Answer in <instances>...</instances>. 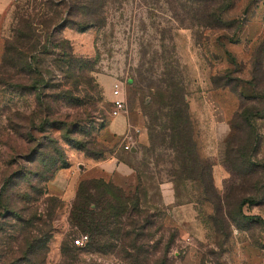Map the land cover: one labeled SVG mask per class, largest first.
Segmentation results:
<instances>
[{"label": "rangeland", "instance_id": "1", "mask_svg": "<svg viewBox=\"0 0 264 264\" xmlns=\"http://www.w3.org/2000/svg\"><path fill=\"white\" fill-rule=\"evenodd\" d=\"M224 5L222 26L211 29L192 20L198 3L190 0H0V189L12 178L5 195L28 214L54 209L48 251L25 263L264 264V0ZM116 81L128 138L104 142ZM175 81L188 106V168L151 145L143 111ZM37 152L49 154L46 165L41 156L30 162ZM109 157L134 170L137 184L83 175L75 196L53 187L62 171ZM88 180L114 186L122 200L88 189L80 201ZM137 201L156 216L139 232L128 221ZM77 215L99 234L72 225ZM114 229L139 239L112 238ZM1 243L0 264L24 257L17 243Z\"/></svg>", "mask_w": 264, "mask_h": 264}, {"label": "trees", "instance_id": "2", "mask_svg": "<svg viewBox=\"0 0 264 264\" xmlns=\"http://www.w3.org/2000/svg\"><path fill=\"white\" fill-rule=\"evenodd\" d=\"M190 1L198 3L196 12L193 13L192 20L195 21L199 27L212 29L215 27L220 28L222 26L224 12L228 8L224 5L226 0ZM100 4H102V2H100ZM200 4L205 8V14H201L204 12H201ZM89 7L91 6H88L87 8ZM75 9V4L71 2L69 4L68 13L71 14ZM257 73L258 75L260 74V69L256 64L254 75ZM258 87L256 86V88ZM260 91L263 92L264 89ZM149 97L151 104L149 106L144 104L143 111L148 119V130L150 134L151 145H153L154 148L165 147L166 149L171 150L175 154L176 158L181 161L182 166L184 168H188L187 164L190 163L192 159L188 157L187 152H190V148L193 147V143L188 115V106L186 105L184 91L180 82L175 81L170 84L167 83L165 90ZM109 109L111 110L110 103ZM242 115L247 120L248 117H251V114L248 112H244ZM108 117L110 118L109 115ZM254 117H256V115H254ZM245 122L249 123L246 120ZM157 129H159V132ZM38 156H41V163L44 165H46L50 159L49 154L42 155L41 153L37 152L30 162H37ZM101 156V153H96L97 158H101ZM48 171H50V169H48ZM44 175L45 174L37 172L36 177L43 181V178L45 179V177H43ZM22 176L23 174L18 177L20 178ZM24 176L26 175L24 174ZM11 179L12 178H9V181L6 180L5 185L0 189V221L15 220L21 226L17 230L14 229L16 227L14 225L7 226L6 223L0 222V233L3 234L2 243L1 241L0 243L1 245H6L8 247L14 242L17 243L18 247L22 249L24 257H15L12 259V264H27L24 262L25 259L29 262L35 260L39 261L37 259L40 257V254L44 250L48 251V245L54 239L55 229L52 224L54 209L49 210L44 216L38 215L37 213L28 214L27 210H24L22 207L17 205L18 201H14V199L10 200L5 195L7 188H9L11 185ZM88 189L95 191L98 196L114 198L117 201L122 200V196H124V193L120 192L114 186L104 183L103 181L88 180L80 185L77 194L80 201H87L89 200V196H92L88 194ZM140 195L142 196L141 193ZM47 202L51 204L52 208H55V205L59 203L56 199H50ZM139 203L140 201H137V203L133 204L130 203L132 206V211L128 214V221L130 223L136 224L135 229L136 231L138 230V232L141 229H148L147 226L150 225L151 221L156 217L155 215L146 212V210H142V203ZM71 224L79 226L84 230L88 229L92 237L99 234L97 228H92V225L87 224L85 216L82 217L77 215L75 217L74 223L71 222ZM9 228H12V233L17 234V236L12 237L13 235L11 234V230H8ZM111 234L112 238L117 235V238L122 237L127 241L130 239V237H133V239L135 237L134 241H138L137 239H139V236H135L133 232L120 233L119 230L114 229ZM145 237H149V235Z\"/></svg>", "mask_w": 264, "mask_h": 264}, {"label": "crops", "instance_id": "3", "mask_svg": "<svg viewBox=\"0 0 264 264\" xmlns=\"http://www.w3.org/2000/svg\"><path fill=\"white\" fill-rule=\"evenodd\" d=\"M112 88V87H111ZM215 91L209 95L212 98ZM209 97V96H208ZM111 100V90H110ZM126 115L112 119L111 125L104 131V142H110L113 136L126 137L128 131ZM129 145V144H128ZM134 149V148H133ZM79 171H62L52 183L56 191L66 196H75V184L83 175L90 177H100L111 181L120 187L134 186L137 184V178L134 170L129 166L119 163L115 158H106L100 161H84ZM82 170V171H81ZM76 180V181H75Z\"/></svg>", "mask_w": 264, "mask_h": 264}, {"label": "built area", "instance_id": "4", "mask_svg": "<svg viewBox=\"0 0 264 264\" xmlns=\"http://www.w3.org/2000/svg\"><path fill=\"white\" fill-rule=\"evenodd\" d=\"M109 103L111 104V110L109 112V116L111 119H115L117 117L127 114L128 107L126 102V96L123 84L121 82L116 81L113 84L111 88V100ZM125 138H128V135H126ZM125 149L128 151H133V147L130 145H126ZM75 244L77 246H81L83 244V240L78 239L75 241Z\"/></svg>", "mask_w": 264, "mask_h": 264}, {"label": "water", "instance_id": "5", "mask_svg": "<svg viewBox=\"0 0 264 264\" xmlns=\"http://www.w3.org/2000/svg\"><path fill=\"white\" fill-rule=\"evenodd\" d=\"M133 151H134V149H133Z\"/></svg>", "mask_w": 264, "mask_h": 264}]
</instances>
